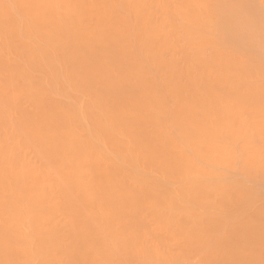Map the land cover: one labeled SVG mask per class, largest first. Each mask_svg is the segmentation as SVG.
<instances>
[{"label": "bare ground", "instance_id": "1", "mask_svg": "<svg viewBox=\"0 0 264 264\" xmlns=\"http://www.w3.org/2000/svg\"><path fill=\"white\" fill-rule=\"evenodd\" d=\"M0 264H264V0H0Z\"/></svg>", "mask_w": 264, "mask_h": 264}]
</instances>
